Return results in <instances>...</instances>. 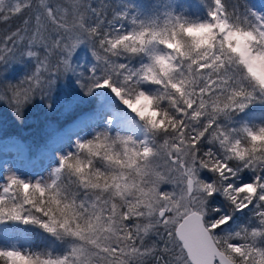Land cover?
<instances>
[{
	"label": "snow or ice",
	"instance_id": "snow-or-ice-1",
	"mask_svg": "<svg viewBox=\"0 0 264 264\" xmlns=\"http://www.w3.org/2000/svg\"><path fill=\"white\" fill-rule=\"evenodd\" d=\"M14 18L16 118L60 78L87 107L47 175L0 179V264H264V6L0 0Z\"/></svg>",
	"mask_w": 264,
	"mask_h": 264
},
{
	"label": "trees",
	"instance_id": "trees-1",
	"mask_svg": "<svg viewBox=\"0 0 264 264\" xmlns=\"http://www.w3.org/2000/svg\"><path fill=\"white\" fill-rule=\"evenodd\" d=\"M256 1L258 0H248L251 4ZM20 23V18H14L6 24L0 22V36L8 31L9 27L15 28ZM34 63L33 61L25 67L17 52L8 65L7 73L0 74V91L8 85H20L24 76L31 72ZM2 67L0 65V68ZM77 99L75 85L65 78H60L50 92L47 88L43 93L37 92L35 98L24 108L23 118L18 120L7 99L0 98V143L10 138L18 139L27 148L28 158H33L56 131L79 117L81 109L87 107L85 104L77 107ZM245 221L246 218L241 217L237 224H243Z\"/></svg>",
	"mask_w": 264,
	"mask_h": 264
},
{
	"label": "rangeland",
	"instance_id": "rangeland-1",
	"mask_svg": "<svg viewBox=\"0 0 264 264\" xmlns=\"http://www.w3.org/2000/svg\"><path fill=\"white\" fill-rule=\"evenodd\" d=\"M257 8L264 6V0H258L254 3ZM78 117L67 123L63 128L56 131L45 145L40 147L36 155L29 159L27 148L24 143L18 139L10 138L0 143V179L8 170L19 171L22 175L34 177L37 174L47 175V169L51 162V156L54 149L64 147L69 143V138H75L81 132ZM75 130L76 132H72Z\"/></svg>",
	"mask_w": 264,
	"mask_h": 264
},
{
	"label": "bare ground",
	"instance_id": "bare-ground-1",
	"mask_svg": "<svg viewBox=\"0 0 264 264\" xmlns=\"http://www.w3.org/2000/svg\"><path fill=\"white\" fill-rule=\"evenodd\" d=\"M76 124L79 125L80 124V121L79 122H76Z\"/></svg>",
	"mask_w": 264,
	"mask_h": 264
},
{
	"label": "water",
	"instance_id": "water-1",
	"mask_svg": "<svg viewBox=\"0 0 264 264\" xmlns=\"http://www.w3.org/2000/svg\"><path fill=\"white\" fill-rule=\"evenodd\" d=\"M80 128H81V126H80ZM72 132H76L75 130H71Z\"/></svg>",
	"mask_w": 264,
	"mask_h": 264
}]
</instances>
